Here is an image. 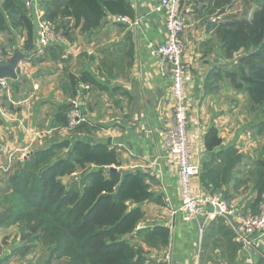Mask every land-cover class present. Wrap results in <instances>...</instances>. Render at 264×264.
<instances>
[{"label": "crops", "instance_id": "0c3cea01", "mask_svg": "<svg viewBox=\"0 0 264 264\" xmlns=\"http://www.w3.org/2000/svg\"><path fill=\"white\" fill-rule=\"evenodd\" d=\"M129 1L133 8L130 22L111 15L94 30L72 27L69 36L63 34L64 41L56 45L38 49L36 42L35 54L20 62L7 89L0 88V187L18 161L52 139L101 141L118 151L122 169L150 175L154 199L142 205L145 217L138 227L165 225L171 236L164 249L150 246L143 237L130 236L149 259L161 260L171 250L176 264H264V240L247 252L223 217L210 221L200 234L196 220L174 214L181 204L178 173L160 136L173 120V98L167 67H161L156 52L166 38L165 14L160 0ZM182 6L187 20L183 41L190 76L185 83L190 146L201 166L200 174L192 179L194 189L240 202L245 210L257 209L259 203L252 192L240 196L243 183L254 181L251 166L244 162L246 157L253 160L256 152L244 137L252 132L230 122L227 112L235 107L237 95L226 94L221 81L215 79L223 69L217 61L225 58L212 28L216 16L208 14L203 0H182ZM84 70L91 71L97 82L83 83L88 88L79 85L75 93L70 75L78 76ZM46 85L51 94L40 99ZM72 101L79 103L93 124L90 133H70L59 121L58 114ZM212 130L220 143L210 149L206 140ZM242 167L247 169L240 175ZM16 227L0 226V245L7 242L1 264L10 261L22 245L20 236L15 234L18 240L7 241L2 234Z\"/></svg>", "mask_w": 264, "mask_h": 264}, {"label": "trees", "instance_id": "16d2710c", "mask_svg": "<svg viewBox=\"0 0 264 264\" xmlns=\"http://www.w3.org/2000/svg\"><path fill=\"white\" fill-rule=\"evenodd\" d=\"M234 1L203 0L208 14L216 16L212 28L222 56L232 59L243 52L239 72L228 71L227 77L264 116V0H252L259 8L250 19L228 11ZM40 8L45 12L43 18L58 22L57 29L66 36L72 27L94 30L111 15L133 16L129 0H42ZM37 31L25 0H0V36H11V52L18 46L15 34L19 32L25 53L35 54ZM222 73L221 70L218 76L222 77ZM70 82L76 93L79 85L95 83L97 79L91 71L84 70L78 76L70 75ZM71 109L69 103L58 114L65 127ZM91 126L94 127L88 120L73 133H90ZM258 130L264 131V123ZM219 143L212 130L206 140L208 148ZM6 174L0 187V226H19L22 245L16 250L18 254L27 255L40 241L49 250L51 261H65L59 264H161L160 259H149L130 238L143 237L158 249L169 244V227H138L145 217L142 205L154 199L150 175L122 169L115 148L82 138L52 140L34 149ZM251 175L256 188L264 193V157ZM65 177L70 181L65 182Z\"/></svg>", "mask_w": 264, "mask_h": 264}, {"label": "built area", "instance_id": "2783aa9c", "mask_svg": "<svg viewBox=\"0 0 264 264\" xmlns=\"http://www.w3.org/2000/svg\"><path fill=\"white\" fill-rule=\"evenodd\" d=\"M160 9L165 14L167 32L165 41L157 47L156 52L161 67L163 69L167 67L174 109L173 120L162 129L160 136L164 140L169 160L176 166L178 173L181 204L174 210V214L181 213L186 221L196 220L200 234L204 233L210 221L223 217L231 227L235 240L244 250L250 252L257 242L264 240V197L257 210H245L240 202L220 194L197 192L194 189L192 179L200 174L201 166L196 162L190 146V104L185 95V83L190 79L187 74L189 64L185 61L183 41L187 20L182 0H160ZM39 18H37L38 49L50 46L54 41H64L62 32L52 33L50 22L38 20ZM118 19L130 22L127 16H118ZM80 86L82 89L88 88L85 84ZM8 87L9 77H0V88ZM71 105L66 131L73 130L79 124L88 121L77 101H72ZM161 264H176L171 250L163 254Z\"/></svg>", "mask_w": 264, "mask_h": 264}, {"label": "rangeland", "instance_id": "374dc122", "mask_svg": "<svg viewBox=\"0 0 264 264\" xmlns=\"http://www.w3.org/2000/svg\"><path fill=\"white\" fill-rule=\"evenodd\" d=\"M41 1L42 0H25L28 8L30 9V15L35 19L36 23H37L38 17H40L38 20L43 19L44 21L50 22V25H51L50 31L54 34L60 33L61 32L60 29H57L58 22H54L53 20H51L49 18H46V19L43 18V15L45 14V12H44V10H42L40 8ZM250 1L252 2V0H235L233 2L232 6L229 7L228 11L231 14L236 15L238 17H244V18L250 19L253 16L254 12L259 8V6L254 2H252L251 6H248L247 3ZM224 17L225 16H221V19H224ZM38 36L39 35H38V31H37V38H38ZM10 37L11 36L9 34H3L0 36V49L2 50V48L4 46L7 48L6 50L0 51V61L8 60L14 54V51L11 52L10 47L8 46V40ZM15 37H16V40L18 41V46H16L15 48L18 47L22 52L25 53L23 45H22L23 39L21 38L20 33L17 32L15 34ZM58 43H60V42L54 41V42H52V44L50 46H53L54 44H58ZM15 48H14V50H15ZM242 55H243V52L240 51L232 59H226V58L221 59L220 58L221 60H218L217 62H219L220 65H222V67H223V69H222V72H223L222 75L223 76L220 78H215V79H218L221 81V83H222L221 87L226 90V92H225L226 94L232 93V95H233V93L235 92V94L237 95V103H236L235 107H232L230 109L227 108L228 109L227 115L230 116V119H231L230 122L232 124L237 123L240 125V127H242V129L244 131L248 130L250 132V130H251V132H252L251 135L248 134L244 137H245L246 141L252 142V144H250L248 142L247 146L249 148L252 147V149H253L254 147H256V148H254L255 149L254 151H256V152L252 156L254 158H253V160L251 158H248V157H246L247 159L245 157H243V158H245L244 162H246L247 165L251 166V170H253L254 166H256V163L259 160L261 161V159H263V157H264V131L259 132V130H258L261 128V124L264 123V116L262 115L260 108L255 106L248 99L247 94L244 93L243 90H238L235 88L234 83L230 80L229 77H227V74H226L228 71L239 72L240 58ZM23 75H25V74H23ZM239 81L240 80L238 77L236 82L239 83ZM56 86L57 85L55 83L53 87H56ZM47 87H48V89H47ZM49 88H50V86H47V85H46V87H42L41 92L38 95L40 99H42V97L50 96L51 93L49 91ZM54 91H56V89H54ZM231 97H233V96H231ZM228 104L234 105L233 103H228ZM51 105H54V104H51ZM69 132L73 133V130H70ZM249 135H250V137H249ZM54 140H58V137L55 138ZM245 144H247V143H245ZM248 152L250 153L251 151H248ZM246 169H247L246 167H242L240 170V175H241V173L243 174L246 171ZM64 181L69 182L70 177H65ZM243 185L244 186L241 189V192H240L241 195L240 196H244L246 193L252 192L253 197H254L253 199H255L256 202L260 203V201L264 197L263 196L264 193H260L259 190L257 188H255L256 185L254 184V181L247 180L245 183H243ZM241 198L243 199V197H240L239 200ZM1 227L4 229L6 228V226H3V225ZM2 231H3L2 234H4V237L7 239V241L9 239L16 241L17 238L15 239V234L18 237L20 236V230L17 227L12 231H9L8 229L5 231L4 230H2ZM20 243H21V241H18V245ZM36 243L37 244H35L34 249L25 256L20 255L16 251L14 252V250H13V252H14L13 255L12 254H11L12 256L10 255L12 258L10 256L7 257V259L8 258H11V259L6 264H59V263H65L64 260H62V261L52 260L51 261L49 258V250L45 246H43V244L40 241H37ZM6 247H7V242L6 241L2 242V244L0 245V257H3L4 252H1V251L4 250ZM1 260L2 259L0 258V262H1Z\"/></svg>", "mask_w": 264, "mask_h": 264}, {"label": "water", "instance_id": "95a60500", "mask_svg": "<svg viewBox=\"0 0 264 264\" xmlns=\"http://www.w3.org/2000/svg\"><path fill=\"white\" fill-rule=\"evenodd\" d=\"M27 56L26 53L22 52L18 47L15 48L14 54L8 60L0 61V77H16L17 68L20 62ZM112 169H116L115 166Z\"/></svg>", "mask_w": 264, "mask_h": 264}]
</instances>
